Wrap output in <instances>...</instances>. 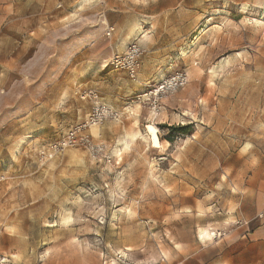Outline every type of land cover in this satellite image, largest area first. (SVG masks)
I'll list each match as a JSON object with an SVG mask.
<instances>
[{
	"label": "rangeland",
	"instance_id": "obj_1",
	"mask_svg": "<svg viewBox=\"0 0 264 264\" xmlns=\"http://www.w3.org/2000/svg\"><path fill=\"white\" fill-rule=\"evenodd\" d=\"M79 1L0 0V264H264V208L243 203L257 172L240 157L257 152L264 176V0H180L174 26L130 0ZM132 40L138 81L109 65ZM167 46L151 74L142 57ZM177 73L186 86L154 97ZM99 102L121 116L87 131L104 157L49 158Z\"/></svg>",
	"mask_w": 264,
	"mask_h": 264
},
{
	"label": "crops",
	"instance_id": "obj_2",
	"mask_svg": "<svg viewBox=\"0 0 264 264\" xmlns=\"http://www.w3.org/2000/svg\"><path fill=\"white\" fill-rule=\"evenodd\" d=\"M144 1H148V0H130L131 9L134 10L136 14L139 16H141L140 14H142V15H145L147 18L151 17V18L157 19L160 22V24H164L165 26H174L173 25L174 21H180V20L184 21L185 20V17H186L185 8H184L185 4L180 0H172L171 2H162L161 4H155L154 6L148 9H144V6H143L145 5ZM200 1L201 0H197L199 5H200ZM123 3H124L123 0H118V2L117 0H114L113 7L115 9H117V7L121 9L122 6H119V5H122ZM142 12H145V13H142ZM139 23L140 25L141 23H144V24L149 23L146 25L150 26V20H144L141 18L139 19ZM134 31L138 33V27L137 29L130 30V34L134 35L133 34ZM137 33L135 37L137 36ZM170 50H171V47L167 46L165 48L158 49L157 52L155 53L152 52L151 54L149 55L146 54L145 56L142 57L144 64H149V67L151 68V74H154L158 69L162 71L161 66H159L158 64V61L159 60L165 61L166 58L168 57L167 55L169 54ZM163 64H164L163 67L166 68V63H163ZM135 78H137L135 80L138 81V77H135ZM143 78L144 76L140 74V79L143 80ZM257 89L259 91V94L262 95V92L264 93V65L259 67V70H258ZM261 105L264 107V96H263V102L261 103ZM262 118L264 120V115H261L260 119ZM232 132L233 133L242 132V134L245 133V131L243 129H240V127H233ZM251 155L254 157L255 155H257V152H247V153L244 152L240 155V157L242 160V169L252 170L254 172H257L251 175H247V178L245 177L244 179V181H246L245 186H247L249 189H252L253 193L251 194V192H249V194L245 196V200L243 203L250 205L249 207L253 210L252 213L254 214L255 212L258 213V211L264 208V194H263L264 176L260 175L259 173L263 165L262 164L263 159L260 156H258L257 162L254 164V166L251 167L250 166L251 165V157H250ZM115 156L118 157L117 154H115ZM244 181H243V187H244ZM238 217L241 218L239 215ZM254 235H257L256 238L259 239L261 237L260 235H262V230L259 228L255 230L253 229V236Z\"/></svg>",
	"mask_w": 264,
	"mask_h": 264
},
{
	"label": "built area",
	"instance_id": "obj_3",
	"mask_svg": "<svg viewBox=\"0 0 264 264\" xmlns=\"http://www.w3.org/2000/svg\"><path fill=\"white\" fill-rule=\"evenodd\" d=\"M112 31L113 28L109 27L107 35L110 36ZM141 54L142 49L140 44L137 40H132L127 45L125 52L112 60L109 65L124 71L130 79L134 80ZM186 84L187 78L184 73L174 74L162 80V82L157 85L153 92V96L161 98L166 94L184 88ZM120 118V113L112 106L102 102L96 103L88 119L84 123L69 129L60 140L50 145L48 157L52 158L54 156H59L72 147H83L95 157H104L105 147L93 142L91 134L87 131L90 129V126L100 125L106 120H119Z\"/></svg>",
	"mask_w": 264,
	"mask_h": 264
},
{
	"label": "bare ground",
	"instance_id": "obj_4",
	"mask_svg": "<svg viewBox=\"0 0 264 264\" xmlns=\"http://www.w3.org/2000/svg\"><path fill=\"white\" fill-rule=\"evenodd\" d=\"M91 2H93V0H80L79 1V3H78V5H77V7L78 8H82V7H84L85 5H89ZM250 23V22H249ZM210 74L211 75H214L215 74V68L213 67V68H211V71H210ZM93 127H98L97 125H93V126H90V130H91V128H93ZM96 129V128H95ZM95 131H97V130H95ZM96 133H98V132H96ZM130 136V138H133V135H131V134H129L128 135V137ZM141 135L140 134H138V137H140ZM143 138V137H142ZM141 138V139H142ZM127 146V145H126ZM128 147V146H127ZM115 154H117V156L118 157H120L121 156V150L120 149H116L115 150V152H114ZM198 236L200 237V239L201 240H204V239H211L210 238V233L208 232V231H206L205 229H200L199 230V233H198ZM214 239V238H213Z\"/></svg>",
	"mask_w": 264,
	"mask_h": 264
},
{
	"label": "trees",
	"instance_id": "obj_5",
	"mask_svg": "<svg viewBox=\"0 0 264 264\" xmlns=\"http://www.w3.org/2000/svg\"><path fill=\"white\" fill-rule=\"evenodd\" d=\"M178 132L182 133V134H191V131L189 130V127H181V128L178 129Z\"/></svg>",
	"mask_w": 264,
	"mask_h": 264
}]
</instances>
